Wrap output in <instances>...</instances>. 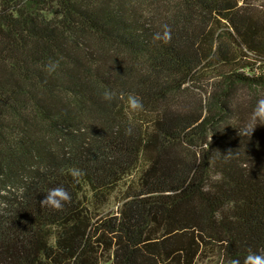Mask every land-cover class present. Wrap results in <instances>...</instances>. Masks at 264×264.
Here are the masks:
<instances>
[{
    "label": "trees",
    "instance_id": "trees-1",
    "mask_svg": "<svg viewBox=\"0 0 264 264\" xmlns=\"http://www.w3.org/2000/svg\"><path fill=\"white\" fill-rule=\"evenodd\" d=\"M253 1L0 0V264L264 254V126L239 134L264 98ZM163 24L169 43L153 39ZM242 86L255 96L239 102ZM57 186L72 199L53 211Z\"/></svg>",
    "mask_w": 264,
    "mask_h": 264
},
{
    "label": "clouds",
    "instance_id": "clouds-1",
    "mask_svg": "<svg viewBox=\"0 0 264 264\" xmlns=\"http://www.w3.org/2000/svg\"><path fill=\"white\" fill-rule=\"evenodd\" d=\"M161 32L154 34L153 39H158L164 43L171 41V27L168 24L161 26ZM58 68V62L50 61L47 69L49 74L54 72ZM102 99L109 104L114 100H123L124 94L117 93L113 90L105 89L102 94ZM127 111L131 114H139L144 110L143 102L141 98L135 94H128L126 98ZM258 125L264 126V98H260L256 101L255 106L252 108L248 115L247 120L243 123V126L239 129V134L250 138L253 135L254 130ZM133 127L129 125L125 129V135H132ZM211 137L209 141L211 142ZM69 173L74 179H78L82 172L79 169H69ZM28 177H24L25 182H28ZM18 198H23V193L26 189L23 186H19L17 189H13ZM0 195H7V192H2ZM71 194L63 187L57 186L48 189L45 199L41 201V205L52 209L53 211H60L66 204L71 203ZM6 206V205H5ZM228 264H240L239 259H232ZM243 264H264V254L249 253L243 261Z\"/></svg>",
    "mask_w": 264,
    "mask_h": 264
},
{
    "label": "rangeland",
    "instance_id": "rangeland-1",
    "mask_svg": "<svg viewBox=\"0 0 264 264\" xmlns=\"http://www.w3.org/2000/svg\"><path fill=\"white\" fill-rule=\"evenodd\" d=\"M251 5L253 7H257V6H262V8H264V0H254L253 3H251ZM213 81V79H206V80H203L201 83H200V92H199L201 95L204 94L206 91H208L211 87V82ZM262 94V93H261ZM253 97L255 96V91L248 88V87H240L239 88V96L237 99H239L238 101L239 102H244L245 100H247L249 97ZM110 209H113L112 206L109 207ZM198 264H205L204 262H199Z\"/></svg>",
    "mask_w": 264,
    "mask_h": 264
}]
</instances>
